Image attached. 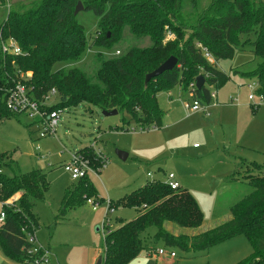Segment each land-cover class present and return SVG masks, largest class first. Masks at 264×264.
Returning <instances> with one entry per match:
<instances>
[{"label": "trees", "instance_id": "1", "mask_svg": "<svg viewBox=\"0 0 264 264\" xmlns=\"http://www.w3.org/2000/svg\"><path fill=\"white\" fill-rule=\"evenodd\" d=\"M198 1L188 0L194 17L183 16V0H30L28 5L9 9L0 23V42L12 39L20 54L0 49V123L15 116L5 107V97L19 82L37 99L55 90L56 104L46 106L47 112L86 105L125 113L142 129H159L163 118L157 103L159 92L176 86L190 91L196 78L203 76L204 85L200 90L193 89V95L201 103H210L211 90L216 92L229 81V75L217 64L232 60L246 44L261 60L251 73L258 80L256 94L264 98V3L210 0L198 11ZM78 3L97 19L95 35L90 37L92 46L111 49L122 40L125 27L133 37L148 38L150 45L133 47L107 59L97 53L95 82L75 67L52 71L57 63L79 62L86 50L88 39L73 15ZM168 32L172 39H167ZM202 49L212 56V64L204 58ZM171 56L177 60L175 67L145 86L146 74ZM76 153L88 158L94 168H101L91 146ZM248 166L256 173L247 182L251 192L231 207L230 219L194 235L164 228L166 222L182 229H199L202 225L203 214L196 200L180 186L172 190L164 181L151 180L116 204L108 201L106 213L119 205L133 208L137 217L128 222L116 221L117 227L108 229L103 237L102 264H128L135 259L138 252L148 248L140 236L150 227L156 229L153 240L162 241L164 249L177 248L184 253L206 252L243 235L253 253L236 264H264V175L259 164ZM47 190L46 174L37 170L20 173L11 158L0 153V246L14 261L27 263L30 258L27 235H32L37 226L33 209ZM90 199L93 204L97 202L93 185L85 176L66 189L58 220H64L69 211Z\"/></svg>", "mask_w": 264, "mask_h": 264}, {"label": "rangeland", "instance_id": "2", "mask_svg": "<svg viewBox=\"0 0 264 264\" xmlns=\"http://www.w3.org/2000/svg\"><path fill=\"white\" fill-rule=\"evenodd\" d=\"M260 1L264 3V0ZM29 2L1 0L0 23L9 9ZM183 2V16L194 17L188 0ZM209 2L199 0L197 10ZM76 19L88 39L84 55L77 63H57L52 71L75 67L95 82L99 67L97 53L107 59L118 56L116 51L122 55L133 47L150 45L148 38L133 37L125 27L122 40L111 49L94 47L90 37L97 29L96 17L82 9ZM260 62L251 52L250 44H246L237 50L232 60L217 64L219 70L229 75V81L216 91L218 100L210 105L207 116L186 112L183 102L192 101L191 93L180 86L159 92L157 103L163 112L159 129H142L125 113L103 116L98 108L86 105L60 110L55 136L40 138V126L25 115L14 114L3 120L0 123V153L7 154L20 173L37 170L46 174L48 190L33 209L37 226L32 236L37 246L49 248L50 264H98L101 256L102 264L103 237L108 229H115L116 221L128 222L137 217L133 208L119 205L106 213L107 202L116 204L147 182L164 180L169 173L174 174L181 188L194 197L202 211L203 222L199 229H182L166 222L165 229L190 235L229 220L231 207L251 192L247 182L256 173L248 164L264 162V104L259 105V114H256L248 99L249 94L255 95L248 86L258 87V80L251 72ZM253 102H257L256 97ZM51 104L56 101L51 99L48 105ZM89 146L99 150L108 160L99 172H90L87 176L96 192L97 202L92 204L90 199L91 203L84 202L69 211L64 220H58L66 189L79 181L71 179L64 164L69 163L70 154ZM116 152L125 153L127 158L120 160ZM2 173L11 176L8 170ZM97 227L99 231H96ZM155 232L156 229L150 227L142 233L143 245L165 247L162 241L153 240ZM173 250L176 257L171 264H236L253 253L243 235L214 245L206 252ZM0 264L26 263L12 260L0 246Z\"/></svg>", "mask_w": 264, "mask_h": 264}, {"label": "built area", "instance_id": "3", "mask_svg": "<svg viewBox=\"0 0 264 264\" xmlns=\"http://www.w3.org/2000/svg\"><path fill=\"white\" fill-rule=\"evenodd\" d=\"M173 35L168 32L167 39H172ZM0 49L3 53H9L14 55H19L20 50L17 47L16 43L12 40H6L3 42H0ZM203 50L204 58L207 60L208 63L212 64L213 58L212 56L205 50ZM116 55H120L119 51L115 52ZM29 77L30 75L27 74ZM249 89L253 90L252 92L254 94H249L248 99L250 101H254L255 97L257 98V102L255 103V107H258L261 104H264V98L262 95H258L255 92L256 88H253L252 86H248ZM193 89H195V83L190 85V91L191 93V102H183V108L188 113H200L202 115H209L208 108L211 104H214L216 101V92H210V103L204 104L199 102L197 99L194 98L193 95ZM55 90H50L45 96H43L40 99H37L33 96L31 93V89L25 86L22 83L17 82L16 85L11 88L7 93L5 97V107L9 112L15 115H25L33 120H35V124H38L40 126L39 131L41 130V133L39 135L40 138L45 137L46 135L49 136H55L56 128L59 123V112L60 111H52L47 112L46 106L48 105V102L52 99L55 100ZM93 149L94 155L98 158V160L101 163V168L104 167V165L107 163V158L101 154L99 150H96L93 146H91ZM101 168H94L90 162L89 159L86 158L81 153H72L70 154V161L67 164H64V169L68 171L71 175L72 180H80L84 178L85 176H88L90 172H99ZM147 177H152L150 174H147ZM166 185L170 187L172 190H176L179 188L178 182L175 180V176L172 173H169L166 176V179L164 181ZM88 203H91L90 200L87 201ZM93 204V203H92ZM3 219V216L1 214L0 220ZM28 243H29V250L28 255L30 256L29 260L26 264H50V252L49 249L44 246H37L35 244V239L32 235L28 236ZM164 255H168L170 258H174L175 252L172 250L167 251V249L160 248L155 250L154 252L150 250H142L139 252L138 256H154V257H161Z\"/></svg>", "mask_w": 264, "mask_h": 264}, {"label": "water", "instance_id": "4", "mask_svg": "<svg viewBox=\"0 0 264 264\" xmlns=\"http://www.w3.org/2000/svg\"><path fill=\"white\" fill-rule=\"evenodd\" d=\"M83 9V6L81 3H78L73 15L76 16L78 12H80ZM176 58L175 57H169L167 60H165L162 64H160L156 69H154L152 72L146 74L145 78H144V85L146 86L148 84V82L152 79L157 78L158 76L164 74L167 71L172 70L175 65H176ZM204 85V78L203 76H198L196 78L195 81V89L196 90H200L202 88V86ZM118 112L116 110H112L110 112H106V111H102L103 116H113L116 115ZM116 155L118 156V158L120 160H125L127 155L125 153L122 152H116ZM99 229L96 228V231H98ZM101 259H99L98 264H100Z\"/></svg>", "mask_w": 264, "mask_h": 264}, {"label": "crops", "instance_id": "5", "mask_svg": "<svg viewBox=\"0 0 264 264\" xmlns=\"http://www.w3.org/2000/svg\"><path fill=\"white\" fill-rule=\"evenodd\" d=\"M222 99H225L224 97H222ZM218 100V97L216 96V101ZM229 100H230V98H229ZM232 100V99H231ZM230 100V101H231ZM251 102V101H250ZM255 105V102H251V106H253L254 107V111H256L255 113L256 114H259V111H257V109L259 108V106L258 107H255L254 106ZM256 109V110H255ZM209 110H210V107H209ZM210 113V112H209ZM264 118V117H263ZM195 146V145H194ZM127 158V157H126ZM250 163H256V162H250ZM256 164H259L260 166H261V171L263 172V174H264V162L263 163H256ZM174 175V174H173ZM234 175V174H233ZM175 176V175H174ZM166 179V178H165ZM165 179L164 180H162V179H158V180H161V181H165ZM234 179V178H233ZM175 180L177 181V179H176V177H175ZM178 182V181H177ZM178 184H179V182H178ZM179 186H180V184H179ZM181 187V186H180ZM98 229H99V227H97ZM99 231V230H98ZM191 235V234H190ZM194 235V234H193ZM160 248H164V247H158V248H155V247H148V248H146V250H150V251H152V252H154L155 250H157V249H160ZM49 249V248H48ZM172 251H174V250H172ZM102 254H103V252H102ZM176 255V254H175ZM176 257V256H175ZM174 257V258H175ZM102 258V256L101 257H99V259H101ZM173 258H170L168 255H164V256H161V257H154V256H151V257H148V256H138V257H136L135 259H133L132 261H130L128 264H171V263H173V260H172ZM102 260V259H101Z\"/></svg>", "mask_w": 264, "mask_h": 264}]
</instances>
